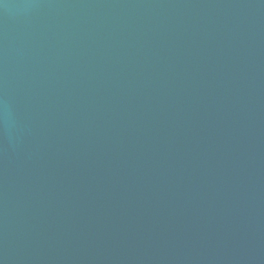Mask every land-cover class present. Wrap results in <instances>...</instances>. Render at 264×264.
<instances>
[{
  "label": "water",
  "instance_id": "water-1",
  "mask_svg": "<svg viewBox=\"0 0 264 264\" xmlns=\"http://www.w3.org/2000/svg\"><path fill=\"white\" fill-rule=\"evenodd\" d=\"M0 264H264V0H0Z\"/></svg>",
  "mask_w": 264,
  "mask_h": 264
}]
</instances>
